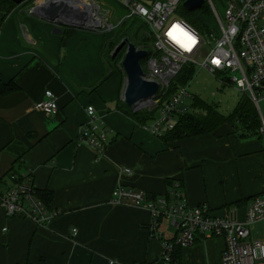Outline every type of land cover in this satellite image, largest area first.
<instances>
[{
	"label": "crops",
	"instance_id": "1",
	"mask_svg": "<svg viewBox=\"0 0 264 264\" xmlns=\"http://www.w3.org/2000/svg\"><path fill=\"white\" fill-rule=\"evenodd\" d=\"M87 3L81 5L90 9ZM30 8L12 12L0 27V81L17 88L0 94V189L9 184V171L30 173L34 188L52 195L47 211L56 216L37 226L7 218L0 206V264H163L162 244L173 239L167 236L172 227L161 220L153 236L146 209L111 203L118 185L152 201L178 184L188 206L205 203L218 217L238 218L239 208L264 194L257 136L240 137L228 126L170 142L152 136L125 113L122 70L97 84L112 36L76 27L55 35ZM46 91L56 99L52 116L33 109ZM90 125L108 130L101 155L80 142ZM223 249L221 239L200 237L175 250L177 264H220Z\"/></svg>",
	"mask_w": 264,
	"mask_h": 264
},
{
	"label": "built area",
	"instance_id": "2",
	"mask_svg": "<svg viewBox=\"0 0 264 264\" xmlns=\"http://www.w3.org/2000/svg\"><path fill=\"white\" fill-rule=\"evenodd\" d=\"M224 1L222 18L209 0L220 27L219 38L214 37L208 28L204 33L199 32L180 16L181 0H125L121 3L128 12L127 17H136L145 23L153 39L151 51L147 52L145 58L147 69H141L143 79L156 83L158 90L151 99L132 108L134 112L159 108L158 116L142 125L152 136L162 137L174 128L179 116L190 113V106L185 101L192 100L193 96L188 93L187 86H178L173 93H169L175 77L183 66L188 65L207 71L221 87H233L245 94L255 107L260 123L258 133L264 138V111L259 107L264 102V0ZM88 3L92 5V11L83 15H87L91 24L96 19L100 28L86 25V30L102 35L113 32L116 26L110 22V15L106 13L102 17L100 6L90 1ZM124 20L118 21L117 25L123 24ZM174 28L194 39L191 50L181 48L170 38L169 32ZM33 109L47 116L54 115L58 111L54 95L46 91L44 99L35 103ZM86 114L93 121V107H87ZM107 131L105 127L87 126L80 142L101 155L107 145ZM124 173L128 175L131 171L126 169ZM7 180L9 184L0 189V206L5 216L23 217L37 226L49 225L56 215L48 212L38 199L30 173L11 172ZM111 203L146 209L151 216L150 233L153 236L161 220L169 222L175 233L172 240L162 244L163 264H177L173 256L175 250L193 245L200 237L223 241L220 264H264V240L251 238L253 226L264 221V194L249 201L241 220L233 214L230 217L215 216L205 203L188 206L178 184L173 185L169 196L152 201L143 191L127 190L118 185L112 192ZM71 233L75 235L76 229H72Z\"/></svg>",
	"mask_w": 264,
	"mask_h": 264
},
{
	"label": "trees",
	"instance_id": "3",
	"mask_svg": "<svg viewBox=\"0 0 264 264\" xmlns=\"http://www.w3.org/2000/svg\"><path fill=\"white\" fill-rule=\"evenodd\" d=\"M184 1L185 0H181V2ZM26 3L27 5H25L24 7L30 8L32 6L33 0L27 1ZM17 7L18 5H16L11 0H0V27L4 19ZM205 11L207 12L208 9L202 6L199 10L186 12L180 6L178 13L191 26L196 28L199 32L204 33L205 31H207V26L201 21L199 17H201L200 15ZM144 24L145 23H142L137 27H134L132 24H130L123 31L115 28L113 32L109 34H103L104 36H112L106 43L107 47H109L108 54H111L115 46L124 38H128L136 48L145 50L146 52H150L153 39L149 36L147 26H145ZM67 32L70 33V31ZM122 52L124 53V50H122L115 57V59L112 60V62L110 61V56H107L106 61L109 65H111L112 68L111 70H108L106 66V73L98 81V85L101 84L109 74L113 72L120 73L118 69L119 67L116 66V63L121 61L123 56ZM194 72L195 69H193V67L188 65L183 66L181 72L175 77L174 81L172 82L169 93H173V91L178 86H186L188 82L193 78ZM16 89L17 88L13 83L9 82L7 84H3L0 81V94H9L11 92H14ZM123 108L124 106L122 104V109ZM124 109L125 113L129 117H131L135 122L141 125L153 121L158 116L159 112V108L152 111L138 112H132L131 109L126 106ZM190 109H193L194 111H202L204 115H198L193 112L179 116L174 128L170 131H167L165 135L160 137L161 140L170 142L185 138L209 135L214 133L222 126H228L231 129L232 133H235L240 137L257 136L258 138H261L258 133L260 123L257 112L254 105L245 94L244 98L236 105L232 113L227 117L218 112L216 105L205 103L197 97H193ZM10 174L11 171L6 174V178L9 177ZM3 182L2 180L0 181V183ZM168 184L172 187V184ZM36 193L38 199L42 201L45 208L49 209L48 206L52 199V195L46 191L36 190ZM166 195L169 196V193ZM173 256L174 260L177 262L176 251L174 252Z\"/></svg>",
	"mask_w": 264,
	"mask_h": 264
},
{
	"label": "rangeland",
	"instance_id": "4",
	"mask_svg": "<svg viewBox=\"0 0 264 264\" xmlns=\"http://www.w3.org/2000/svg\"><path fill=\"white\" fill-rule=\"evenodd\" d=\"M27 1L28 0H24L12 12L16 11L17 9L20 10V9L25 8L24 6L27 5L26 3ZM113 1L114 2H112L111 0H104V3L102 4L101 2H99V0H96V1L94 0V2L97 5H99L101 8L100 10L101 16L104 17L106 13L107 15H110V22L114 26H116V29L123 31L130 24H132L134 27H137L138 25H141L143 23L140 19L136 17H132V18L127 17L128 12L121 4L125 0H113ZM137 1L149 2L150 0H137ZM98 2L101 3L102 5H100ZM211 3L214 6L215 10L217 11V14L223 18L224 9H225V1L224 0H211ZM203 7L208 9V11L207 12L205 11L204 13H202L200 15L201 17L199 18L207 26L210 33L214 37L219 38L221 34L220 27L211 9L209 0L204 1ZM25 13L28 14V10H26ZM122 19H125L124 23L117 25L118 21L120 22ZM108 52H109V47H107L104 51V57H106L105 61L107 59V56L111 55V54H108ZM110 61L112 62V59H110ZM119 64L120 62L116 63V66L119 67L118 69L121 71ZM106 66L108 70H111L112 67L111 65L107 63V61H106ZM141 67L144 71H146L147 69L146 59L141 61ZM186 86H187V91L190 95H192L193 97H197L198 99L202 100L205 103L216 105L218 112L221 113L225 117L229 116L234 110V108L236 107V105L244 98V94L242 92L237 91L233 87H228V86L221 87V85L217 82L214 76H212L207 71L199 70L198 68L195 69L193 78L188 82ZM191 101L192 100L187 99L185 103H187V105L190 106L192 104ZM259 107L262 111H264V102H261L259 104ZM193 112L198 115H204L202 111H198V110L194 111L193 109H190V113H193ZM258 139L260 140V143L262 144L264 148V138H258ZM245 210H246L245 207L239 208V215H238L239 220L243 218ZM167 232H168L167 236H173L175 233L173 228L172 229L170 228V230H168ZM251 238L253 240H264V221L258 224H255L253 226L251 230Z\"/></svg>",
	"mask_w": 264,
	"mask_h": 264
},
{
	"label": "water",
	"instance_id": "5",
	"mask_svg": "<svg viewBox=\"0 0 264 264\" xmlns=\"http://www.w3.org/2000/svg\"><path fill=\"white\" fill-rule=\"evenodd\" d=\"M19 5L24 0H11ZM80 0H45L39 5L29 9V15L53 26V34L60 35L62 28L76 27L78 30H86L84 26L92 25L99 29V24H91L87 15H83L81 6L77 7ZM205 0H185L182 8L186 12L199 10ZM79 5V4H78ZM71 9H73L71 11ZM71 11V12H70ZM92 11L90 8L89 12ZM124 50L120 61V68L125 75V84L122 92L124 104L131 109L142 101L151 99L157 92L158 86L154 82L143 79L140 62L147 57V52L136 48L128 38L122 39L111 52L110 58L115 57ZM134 112V110L132 111Z\"/></svg>",
	"mask_w": 264,
	"mask_h": 264
},
{
	"label": "snow or ice",
	"instance_id": "6",
	"mask_svg": "<svg viewBox=\"0 0 264 264\" xmlns=\"http://www.w3.org/2000/svg\"><path fill=\"white\" fill-rule=\"evenodd\" d=\"M177 33H179L182 38H178ZM169 36L171 39L174 40L175 43H177L181 48L185 50H191V45L195 43L194 39L190 35L185 32H182L178 28H174L172 32H169ZM214 62L218 63V61Z\"/></svg>",
	"mask_w": 264,
	"mask_h": 264
},
{
	"label": "bare ground",
	"instance_id": "7",
	"mask_svg": "<svg viewBox=\"0 0 264 264\" xmlns=\"http://www.w3.org/2000/svg\"><path fill=\"white\" fill-rule=\"evenodd\" d=\"M84 0H80L79 2H78V4H79V6H81V9L80 10H83V12H85V13H87V12H89V8H85V7H83L82 5H81V3L83 2ZM88 4V6H90L91 8H92V6L91 5H89V3H87ZM78 6V5H77ZM94 24H97L96 22H97V20L96 19H93V21H92Z\"/></svg>",
	"mask_w": 264,
	"mask_h": 264
},
{
	"label": "clouds",
	"instance_id": "8",
	"mask_svg": "<svg viewBox=\"0 0 264 264\" xmlns=\"http://www.w3.org/2000/svg\"><path fill=\"white\" fill-rule=\"evenodd\" d=\"M177 37H178V38H182V36H181L179 33H177Z\"/></svg>",
	"mask_w": 264,
	"mask_h": 264
}]
</instances>
